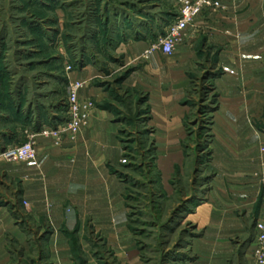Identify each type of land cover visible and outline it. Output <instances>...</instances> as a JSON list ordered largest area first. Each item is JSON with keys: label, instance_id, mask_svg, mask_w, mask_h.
<instances>
[{"label": "rangeland", "instance_id": "obj_1", "mask_svg": "<svg viewBox=\"0 0 264 264\" xmlns=\"http://www.w3.org/2000/svg\"><path fill=\"white\" fill-rule=\"evenodd\" d=\"M225 1L237 7L241 0ZM178 2L0 0V56L8 53L1 66L20 67L19 81L31 78L29 90L41 115H55L37 132L28 133L61 124L69 76L88 68L89 78L77 81L83 91L91 89L97 96L85 94L80 100H90L93 113H104L115 126L112 140L118 161L106 162L105 168L120 189L119 207L125 214L119 219L137 257L131 264H204L199 257L212 242L219 248L211 264H256L252 244L248 260L241 254L251 237L241 243L233 239L238 251L224 263L225 250L217 243L222 236L211 233L218 234L227 224L229 206L239 211L249 199L256 215L260 205L256 165L264 154V8L255 44L243 48L218 42L203 49L201 39L192 45L194 63L182 67L184 85L174 91L168 72L176 69L186 33L171 56L156 52L165 75L148 70L151 58L134 48L138 42L149 47L159 41L176 17ZM224 11L227 6L206 12ZM234 99L242 103L245 122L237 123L238 138L231 140L226 159L214 130L219 127L217 117L229 110L224 103ZM161 116L163 128L158 126ZM66 139L70 144L78 140ZM224 193L231 205L219 198ZM83 225L82 264H120L111 236L96 233L91 218H83Z\"/></svg>", "mask_w": 264, "mask_h": 264}, {"label": "crops", "instance_id": "obj_2", "mask_svg": "<svg viewBox=\"0 0 264 264\" xmlns=\"http://www.w3.org/2000/svg\"><path fill=\"white\" fill-rule=\"evenodd\" d=\"M223 1L222 5L227 6L226 12L212 15L204 11L187 28L186 39L181 46L183 50L180 57L176 56V69L168 72L174 78L171 90L182 89V67L188 62L191 65L194 63L195 53L191 48L201 39L205 40L203 49L209 44L218 45V42H232L243 48L246 44L256 43L263 24L261 13L264 0H241L237 7L226 1L224 4ZM27 7V10H36L34 6ZM13 22L17 24L16 19ZM6 41L4 39V44ZM147 47L146 43L138 42L134 49L143 53ZM255 49L253 52L257 53ZM7 55L0 56V264L85 263L80 250L84 252L83 218L86 217L93 220V225L97 227L96 233L99 231L105 237L111 236L114 256L120 264L136 261L132 239L126 232L124 220L119 219L125 214L124 209L119 207V186L105 168L106 162L115 163L119 155L112 140L115 126L111 124L109 116L100 111L93 113L89 127L79 134L75 144H70L64 136L60 142L38 137L35 162L10 163L1 158L5 149L26 141L25 132H37L55 117L52 113L41 115L39 104L32 99L29 90L31 78L25 76L26 79L19 81L23 74L20 67L1 66L5 64ZM252 56L256 57V54ZM150 58L148 70L158 76L165 75L167 69L162 66L159 54L155 52ZM88 71V68H84L73 72L69 82L87 80ZM85 94L97 96L93 90L86 89L80 92L79 97ZM224 104L229 110L217 117L219 127L214 133L215 140L222 139V152L227 156L226 159H230L231 140L237 139L239 134L235 127L237 123L243 124L245 118L239 99L228 100ZM62 115L63 118L64 113ZM158 123L163 128L165 117L161 116ZM263 169L264 154H260L256 165L258 182ZM240 183L238 186H242ZM219 198L227 206L231 205L228 194L224 193ZM260 205L256 215L252 212L253 203L249 199L238 208L239 211L233 212L234 208L229 206L226 209L229 212L227 224L221 229L217 228L218 234L214 231L211 233V236H222L217 243L225 250L222 257L224 263L238 251V247L231 243L235 238L241 243L246 237H251L241 253L243 261L249 259ZM203 207H199L196 212ZM194 217L192 215L191 219ZM206 247L199 258L203 259L204 264H211L213 251L219 246L212 242Z\"/></svg>", "mask_w": 264, "mask_h": 264}, {"label": "built area", "instance_id": "obj_3", "mask_svg": "<svg viewBox=\"0 0 264 264\" xmlns=\"http://www.w3.org/2000/svg\"><path fill=\"white\" fill-rule=\"evenodd\" d=\"M222 0H179L176 17L166 28L164 35L157 43L150 45L143 53L148 59L153 53L160 52L164 56H171L176 46L182 41L187 28L203 11H223L225 6ZM84 85L80 81L69 82L66 95V120L56 129L44 128L39 133H26V142L5 149L1 158L10 163H32L37 159L36 139L52 138L57 142L64 136L76 141L79 134L87 129L93 114L94 106L90 100H80V92ZM261 205L255 223V236L253 240V258L256 264H264V169L259 178Z\"/></svg>", "mask_w": 264, "mask_h": 264}]
</instances>
